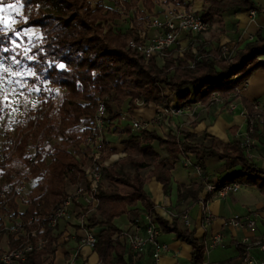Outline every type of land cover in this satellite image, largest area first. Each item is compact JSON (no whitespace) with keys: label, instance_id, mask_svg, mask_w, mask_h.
Instances as JSON below:
<instances>
[{"label":"trees","instance_id":"16d2710c","mask_svg":"<svg viewBox=\"0 0 264 264\" xmlns=\"http://www.w3.org/2000/svg\"><path fill=\"white\" fill-rule=\"evenodd\" d=\"M94 1L91 8L90 0H20L26 17L22 27L38 28L40 34L30 55L34 59L28 63L37 75L29 78V83L40 89L56 87L64 92L56 109L50 105L53 96L49 94L43 108L32 112L25 127L17 130L16 144L13 146V141L8 142L2 151L6 154L12 150L15 156L6 159L2 155L0 161V195L4 197L0 204V223H4L3 215H12L13 222L6 223L19 226L20 232L1 234L0 241L2 236H7L8 247L14 249L23 243L36 246L41 239L47 238L43 248L27 254L17 264H54L56 237L50 235L49 222L55 209L73 191L69 187L74 189L84 183L82 165L88 155L82 143L90 135L91 127L83 128L79 124L82 118H94L97 97L104 105V131L107 135L119 132L116 123L122 114L128 115L136 109V101L145 106L172 107L170 98L174 96L181 103L173 105L175 108L187 106L191 101L205 105L210 103L214 94L229 97L254 72L264 69V62L260 60L264 55L261 31L257 32L254 41L236 51L228 61L220 59L216 50L201 51L196 60L190 48L182 56L176 55V48H173L171 54L162 60L151 58L144 61L139 54L128 49L130 42L141 41L137 30L130 28V24L137 16L140 20L154 17L155 1L123 0L121 3L126 9L121 14L118 13L117 0H109L113 6L104 0ZM196 1L202 2L200 14L209 26L223 14L257 9L252 0ZM15 2L4 0V5ZM119 17L120 23L117 22ZM11 38L12 33L0 36V53L8 58L12 51L3 49H9ZM191 60L194 61L193 68L188 65ZM166 92L170 94L166 95ZM244 106L253 114L251 104L244 103ZM261 121V124H255L254 140L264 137V116ZM190 137L186 135V138ZM50 140L55 142L46 149ZM154 142L167 152V157L160 162L152 146ZM79 144L81 148H78ZM120 144L127 156L113 167L102 168L99 204L87 220V227L93 230L97 239L93 251L98 255L99 264H131L132 255L120 237L122 229L115 222L125 217L130 224L142 212L150 213L161 233H172L191 247L190 264H203L205 245L177 221L169 224L155 212L138 177L141 169L153 167L155 180L167 192L170 170L180 162L183 154L194 155L200 160H228L240 169L220 185L237 182L242 186L256 187L264 195V170L245 158L238 142L216 151L213 147L189 144L172 135L161 138L146 130ZM109 145L105 141L103 150L109 151ZM31 147L35 149L33 157L27 155ZM20 179L35 181L23 213L18 212L15 202L18 198L15 188ZM113 184L126 186L131 192L121 195ZM203 187L192 184L181 188L178 200H195ZM238 251L237 263H244L245 256L241 249Z\"/></svg>","mask_w":264,"mask_h":264},{"label":"crops","instance_id":"0c3cea01","mask_svg":"<svg viewBox=\"0 0 264 264\" xmlns=\"http://www.w3.org/2000/svg\"><path fill=\"white\" fill-rule=\"evenodd\" d=\"M174 1L155 0L153 16L160 17L167 5L176 4ZM252 2L257 8L254 11L255 16H251L250 11L247 10L221 15L209 26L208 32L201 36L203 44L200 48L213 52L220 46H225L236 53L246 44L254 41L257 32L261 31L264 36V0H252ZM188 5L198 12L203 9L201 1L191 0ZM189 42V37L181 36L180 47L187 50ZM176 50L177 48L175 54L178 55ZM169 94V92H166V95ZM225 99L227 103L236 105L233 112H227L222 105H211L209 103L204 105L191 101L186 107L188 109L184 110L182 115L155 121V113L160 107L149 104L134 109L133 112L128 114L126 121L116 123L118 133H107L105 139L110 143V150L105 154V165L108 167L124 159L127 155L120 143L132 136H138L128 127L130 119L149 122L151 124L149 131L155 132L161 138L172 135L180 140H185L189 144L200 145L204 148L213 147L216 151L227 149L230 144L238 142L240 136L246 131V120L242 116V112L246 110L244 103L247 105L257 104L264 110V69L254 72L246 82L236 88L234 93ZM170 100L172 107L181 104L174 96H171ZM92 120L87 119L84 124L81 120L79 126L83 128L91 127ZM124 130L128 132H124ZM186 135L192 137L186 138ZM152 146L159 156L158 162L167 157L164 147H159L156 142L152 143ZM252 155L251 162L264 170V137L255 138V148ZM184 159L201 166L202 179L198 178L192 166H184ZM239 169L240 167L237 164L228 160L219 161L217 158L200 160L194 155L183 154L180 162L170 170L171 178L167 192H164L162 185L155 180L153 167L138 171L143 191L149 197L155 212L165 221L169 224L177 221L182 228L193 232L194 237L201 241L203 245L207 244L215 234L222 236L223 247L217 246L205 251L203 264H240L237 263L239 257V251L236 247L237 241L243 237H249L252 240H264V195L256 187L244 186L236 194L230 195L224 200H210L207 204V212L216 217L217 220L209 226H204L201 222L200 207L196 203L197 197L202 195L203 190L198 193L195 200L187 199L185 201L178 200V192L181 188L189 187L192 184H201L202 186L207 183L220 185L225 179L238 172ZM139 208L141 207L139 206ZM166 210L178 214L187 211L190 225L186 227L178 219L170 220L165 213ZM252 212L258 214L256 226L252 230H234L223 225L225 220H229L234 216H247ZM127 225L128 220L124 217L119 228L124 229ZM81 235L82 232L72 224L66 225L62 222L59 225L55 231L54 264H99L98 255L93 250L87 246L78 245ZM158 241L168 246V251L161 255L158 264H190L191 247L178 240L174 234L160 232ZM252 254L257 258L264 259L263 253L253 251ZM150 255V250H147L140 258L133 259L131 264H151Z\"/></svg>","mask_w":264,"mask_h":264},{"label":"built area","instance_id":"2783aa9c","mask_svg":"<svg viewBox=\"0 0 264 264\" xmlns=\"http://www.w3.org/2000/svg\"><path fill=\"white\" fill-rule=\"evenodd\" d=\"M191 0H180V2L167 5L160 17L154 16L146 20H140V17H135L134 22H131L130 28H135L139 34L141 41H132L128 45L131 53L139 54L144 61L151 58L162 60L164 57L171 54L173 48H177L176 52L182 56L185 50L180 47L181 36L190 38L188 48L191 49L194 58H200L201 51H206L200 48L203 44L201 36L209 30V25L202 19L200 12L192 9L188 4ZM251 16H255L254 11H250ZM216 52L219 58L225 61L230 60L235 51L225 46H220ZM264 60V55L260 58ZM189 67L193 68L194 61H188ZM97 111L92 120L91 133L83 141L82 145L88 155L89 165L84 169V183L74 187L73 192L69 193L61 204L55 209L53 216L49 222L50 235L55 236V231L59 225L64 222L66 225H74L78 228L82 235L79 239V246H87L91 250L94 249L97 239L93 230L87 227L88 218L94 214L99 204L98 186L101 181L102 168L105 165L104 142L106 134L104 131V105L100 98H96ZM211 105H222L227 112H233L236 108L234 103H227L225 98L214 94L210 101ZM136 108L144 107L143 102L136 101ZM187 106L182 108L175 107H160L155 113V121L160 119H168L180 116ZM253 114L247 110L242 112V116L246 120V131L238 139V146L245 154V158L252 161L253 150L255 148V140L253 139L254 127L256 122L262 123L261 116H264V110L257 104H251ZM128 115L122 114L120 121H126ZM128 127L131 131L141 134L149 130L150 123L146 121L130 119ZM184 166H192L198 178L202 179L201 166L191 163L184 159ZM242 189L239 183H227L223 185L205 184L202 195L197 197L196 203L200 207L201 222L204 226H209L217 220L216 217L207 212V204L212 199H226L228 196L236 194ZM3 198V197H2ZM170 220L178 219L184 226L190 225L187 211L174 213L165 211ZM258 214L252 212L247 216H234L223 222L224 226L231 227L234 230H252L256 226ZM20 228L17 225L0 223V235L17 234ZM159 226L152 221L151 215L148 212H142L139 216L126 228L122 229L120 237L124 240L133 259L140 258L147 250L151 253V264H158L162 254L168 251V246L158 241L160 235ZM21 234V233H20ZM118 237V235H116ZM47 243L46 239H41L36 246L31 243H23L18 248L0 251V264H17L22 262L26 255L40 250ZM217 246H222V236L215 234L207 244L205 251H208ZM236 247L242 250L245 256L244 263L246 264H264V259L255 257L252 252L257 251L264 254V241L252 240L249 237H243L238 240Z\"/></svg>","mask_w":264,"mask_h":264},{"label":"rangeland","instance_id":"374dc122","mask_svg":"<svg viewBox=\"0 0 264 264\" xmlns=\"http://www.w3.org/2000/svg\"><path fill=\"white\" fill-rule=\"evenodd\" d=\"M121 1H123V0H117V3H118L117 9H118L119 14L124 13L125 9H126L125 5H123L121 3ZM90 2H91V8H93L96 1L90 0ZM104 2L105 3L109 2L110 3L109 6L114 5V3H112L109 0H104ZM9 4L15 5L16 2L15 3H5V5H3L5 10L3 13H0V15H2L4 17L5 24L9 23L10 20L15 19L16 23L13 24L12 27H14L17 32L21 33V35L19 37H15L12 34L9 49H15V50L14 51L11 50L12 56L10 58H8L6 55L0 53V66H2L3 68H8L10 70V72H12V73L20 72V71H27L29 69L31 71H33L32 68H30V66L28 65V63L31 60L27 59V57L23 54V49L24 48L30 49V51L27 53V55H29V56L31 55V51L34 50L35 46L37 45V43L40 39V34L38 31L39 29L35 28V27H30L28 29L23 28L22 26L25 23L26 17L23 14L22 7L18 6L17 10H14V9H11L8 7ZM138 7H142V6L139 5ZM119 20H120V17H119V19H117L118 23H120ZM0 27H2V26H0ZM6 32H7V29H5L4 31H0V36H6V34H5ZM9 33H11V32H7V34H9ZM14 40L17 44L21 45L20 48H15V44L13 43ZM13 57H15L17 60L20 61V63L18 65L13 62V59H12ZM31 77L32 76H24V77L11 76L10 77V76H8L7 73L4 74V79L6 81H12L11 83H5L4 87L7 89L16 88V90L18 92L23 91L24 96L16 97V98L10 97V99L12 100L11 105L4 108L3 112H0V161H1L2 155H5L6 159H8L9 157L15 156L13 154L12 150L7 152L6 154H3L2 151H3L4 147L8 144V142L13 141V146L16 144L17 139H18L16 137V132L20 127H25V125L27 124L26 123L27 118L30 116V114L34 111H38L41 108H43L45 102L48 99L49 94H51L53 96V99L51 101L52 104H50V105H53V108L55 107V109H56V107L60 101V95L64 92L62 89H57L56 87H53L52 89H49V88L40 89L37 86H31L29 83V78H31ZM15 81H19L20 84L24 85V87L21 88L19 84L15 83ZM28 88H38L39 91L28 92L27 91ZM55 91H57L58 93H54ZM0 99H3V98L0 97ZM25 99L28 101V103H24ZM17 100H19L18 106H17ZM33 105H35V106H33ZM48 107H47V109H48ZM85 119L86 118L81 119V120H83L82 124H84V122L87 120V119L86 120ZM81 120H80V123H81ZM82 126H84V125H82ZM54 142H55L54 140H50L49 143H47V145H46V149H49L50 145L53 144ZM78 148H81V144H79ZM27 155L30 157H33L35 155V149L32 147L29 148L27 150ZM79 158H81L80 154H79ZM81 160H82V158H81ZM17 162L20 163V161H17ZM116 163L117 162L110 165L109 167H113ZM88 165H89V161L86 158L84 161V164L82 165L83 166L82 168L85 169ZM0 174H1V170H0ZM34 185H35L34 180H30L28 182H23L22 179H20L19 181H17V186L15 188V191L18 194V198L16 199L15 202L17 203L19 213L24 212V210L26 208L27 195L32 190ZM113 186L117 189V191L121 195H127L131 192L130 189L126 186H123L120 184L119 185L113 184ZM243 187L244 186H242V188ZM69 190L72 191L73 189H71V187H69ZM2 197L3 196L0 195V204L4 200V197L3 198ZM11 216L12 215H8V216L3 215L1 217L2 222L12 223L13 221H12ZM123 219L124 218L121 217V219L117 220L115 222L116 225L121 226ZM6 224H8V223H6ZM7 247H8L7 236H2L1 241H0V248L2 250H6Z\"/></svg>","mask_w":264,"mask_h":264},{"label":"snow or ice","instance_id":"6c2138e0","mask_svg":"<svg viewBox=\"0 0 264 264\" xmlns=\"http://www.w3.org/2000/svg\"><path fill=\"white\" fill-rule=\"evenodd\" d=\"M3 5H4V0H0V13H3L5 10ZM18 6L22 7V5H20V0H16L15 5H13V4L8 5L9 8L14 9V10H17ZM15 23H16L15 19H12L9 21V23L5 24L4 17L2 15H0V26H2V27H0V31H4L5 29H7V32H11L13 34V36L19 37L21 35V33L17 32L16 29L14 27H12V25ZM7 32L5 34H7ZM13 43L15 44V48L21 47V45L17 44L15 42V40L13 41ZM3 50L4 51H10V50L14 51L15 49L4 48ZM29 51H30V49L24 48L23 54L27 57V59L32 60V59H34V57L27 55V53ZM12 59H13V62L16 63L17 65L20 63V61L17 60L15 57H13ZM59 67L63 68V65H60ZM5 73H7L8 76H10V77L11 76H20V77L32 76V77H35L37 75L36 72H33L30 69L27 71H20V72L12 73V72H10V70L8 68H3L2 66H0V97L3 98V99H0V112H3L4 108L11 105L12 100L10 99V97L16 98V97L24 96L23 91L18 92L16 90V88L7 89L4 87L5 83H11L12 82V81H6L4 79ZM15 83L19 84L21 88L24 87V85L20 84L19 81H15ZM27 91L28 92H35V91H39V89L38 88H28ZM24 103H28V101L25 99ZM18 105H19V100H17V106ZM33 106H35V105H33Z\"/></svg>","mask_w":264,"mask_h":264}]
</instances>
